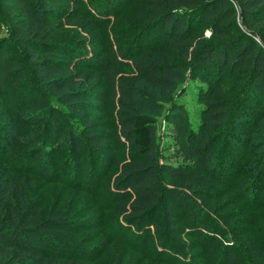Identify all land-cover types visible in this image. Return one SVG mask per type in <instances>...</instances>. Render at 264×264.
Returning a JSON list of instances; mask_svg holds the SVG:
<instances>
[{"label": "trees", "instance_id": "trees-1", "mask_svg": "<svg viewBox=\"0 0 264 264\" xmlns=\"http://www.w3.org/2000/svg\"><path fill=\"white\" fill-rule=\"evenodd\" d=\"M127 1L104 0L91 10L83 0H0V26L10 28L0 40L2 125L13 129L9 138L0 135V150L11 147L18 162L0 174V264L96 260L94 250L76 245L84 223L65 208L45 210L26 180L35 172L47 180L69 177L88 189L105 160L107 145L92 120L73 113L97 96L82 76L102 79L105 91L97 98L114 108L116 146H131L101 189L117 227L113 239L144 254L158 239L163 258L172 252L170 238L187 226L206 240L209 264H264V157L246 151L241 158L235 145L249 141L250 129L264 121V0H140L129 36L110 33L113 41L107 36L92 52L60 39L69 24L106 26ZM191 78L200 82L196 126L178 97ZM139 79L173 110L163 131L139 109ZM27 80L40 86L34 104L19 95ZM232 174L243 177L232 183ZM252 201L260 213L248 210Z\"/></svg>", "mask_w": 264, "mask_h": 264}, {"label": "rangeland", "instance_id": "rangeland-1", "mask_svg": "<svg viewBox=\"0 0 264 264\" xmlns=\"http://www.w3.org/2000/svg\"><path fill=\"white\" fill-rule=\"evenodd\" d=\"M103 1L104 0H83L85 6L82 5L84 8L93 10L97 5L103 4ZM126 3V8L123 12L118 14V16L112 15L108 20H105L106 26L103 24L99 27L96 25L90 27L79 22L69 24L63 28L62 32H59V35L63 32L66 33L64 37L60 36V39L63 41H68L70 39L72 42L78 41L84 45L83 47L87 51L92 52L96 51V49H100L99 45L103 43L107 36L112 40L110 33H115L118 37L131 35L133 32L128 29L131 27L134 16L140 11L142 3L140 0H128ZM5 20H8L9 23L11 22L7 18H5ZM103 27H106L108 32L103 34L102 31H100ZM9 29L7 23L3 22L0 26V40L8 35ZM112 41L111 44H113ZM6 47L7 51H12L14 55L16 54V50H12L8 46ZM81 80L84 83V87L90 88L97 96L95 95L93 98L87 99L86 102L89 104L80 105L81 107L79 106V108L74 109L73 113L92 120L94 130L99 131L107 145L105 160L103 159L99 162L95 173L88 179V181L91 182L88 189H84L81 185H77V183L69 179V177L67 178L68 182H61L58 180H47L35 172L32 174L27 173L26 180L29 185L31 198L36 202L42 200L45 210L49 208H65L84 223L82 233L79 235L76 245L89 247L91 250H94V253H96V256H94V258L96 257L94 264H183L178 255H184L185 261H188H186V264H209V262H206L207 259L205 257L206 240L197 236L198 230L190 229L187 226H182L183 231L179 235L170 238L172 243H174V246H170V248L172 247V252H170L171 255L169 254L168 257L163 258L157 251V249L159 250V247L162 246L161 241L158 239L150 245L147 254L141 251V253H138V251L132 249L128 243L125 244L124 242L113 239L112 232L115 231L117 227L114 222L112 225L109 222L111 219L108 218V198L101 192V189L108 176L112 173L115 164L127 157L131 146L125 145L121 148L116 146V141H114L112 136V125L110 122V115L114 108L106 104L105 98L103 100L97 98L98 94L101 95L100 93L105 91L102 79L96 76L91 82H86L87 77L82 76ZM199 84V79L191 78L180 88V90H182L180 96H178L179 94L177 95L181 104L187 110L188 120L195 126L200 118V107L202 104L197 95V87ZM136 86L138 91L140 90V95L137 96L140 111L154 117L158 127H160V131H163L165 125L164 119L167 113L173 111L170 104L161 100L158 90L148 86L143 80H136ZM39 92L40 86L35 82L27 80L23 84L19 95L20 98H28V104H34L36 102L35 95H37V93L39 94ZM34 109H26L22 113L23 115H28V113H31L30 110ZM6 117L7 106L4 104L3 99L0 98V135L4 132L5 138H9L10 135L13 134V129L11 127L6 128L2 125ZM250 130L252 132L249 141L241 144L240 142H238V144L235 143V145L240 148L239 152H241V158L245 157L247 154L246 151H248V154L254 152V154L264 157V121L258 128ZM238 131L237 133L241 134V131ZM225 139L230 140L232 136L225 137ZM136 144L145 145V141L137 140ZM218 144L221 145V141H219ZM242 152H244V154H242ZM0 153H2L0 155V174L5 166L8 168L15 166L16 168L18 162L16 158L12 156L11 147H7L6 150L3 148V150H0ZM229 157L226 159L229 160ZM67 159L68 161L73 160L70 157ZM95 160L96 158L93 159V161ZM101 164H103L102 169L100 167ZM229 164L231 165V163ZM248 164L251 167L254 166L253 163ZM230 169L233 168L230 167ZM233 174L228 177L232 183L235 181L237 182V179L239 180L243 177L241 174L238 177L233 176ZM230 190L233 194V186ZM255 193L257 194L258 190H256ZM257 202H251L250 206L254 207L253 210H250L246 206L250 212L253 213L256 212V210H261ZM203 211L204 213L208 211L210 215L212 214L206 207L203 208ZM181 217V219H184L183 215H181ZM202 217V220L206 222V216ZM196 223L200 222L197 220ZM260 223L261 220L258 218L254 222V224H258V226L261 227L262 224L260 225ZM140 236H142V234H140Z\"/></svg>", "mask_w": 264, "mask_h": 264}]
</instances>
